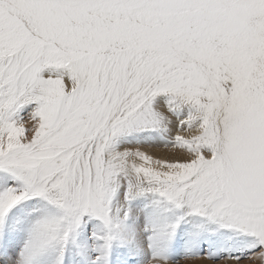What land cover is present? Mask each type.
Here are the masks:
<instances>
[{
  "label": "snow or ice",
  "instance_id": "snow-or-ice-1",
  "mask_svg": "<svg viewBox=\"0 0 264 264\" xmlns=\"http://www.w3.org/2000/svg\"><path fill=\"white\" fill-rule=\"evenodd\" d=\"M264 264V0H0V264Z\"/></svg>",
  "mask_w": 264,
  "mask_h": 264
},
{
  "label": "rangeland",
  "instance_id": "rangeland-1",
  "mask_svg": "<svg viewBox=\"0 0 264 264\" xmlns=\"http://www.w3.org/2000/svg\"><path fill=\"white\" fill-rule=\"evenodd\" d=\"M201 263L200 261H197V260H193V261H181V264H199ZM243 264H260V262L257 260V261H244Z\"/></svg>",
  "mask_w": 264,
  "mask_h": 264
},
{
  "label": "bare ground",
  "instance_id": "bare-ground-1",
  "mask_svg": "<svg viewBox=\"0 0 264 264\" xmlns=\"http://www.w3.org/2000/svg\"><path fill=\"white\" fill-rule=\"evenodd\" d=\"M199 264H201V263H199Z\"/></svg>",
  "mask_w": 264,
  "mask_h": 264
}]
</instances>
